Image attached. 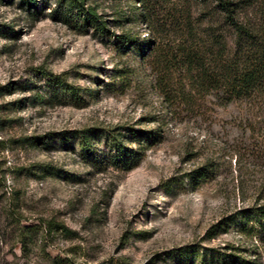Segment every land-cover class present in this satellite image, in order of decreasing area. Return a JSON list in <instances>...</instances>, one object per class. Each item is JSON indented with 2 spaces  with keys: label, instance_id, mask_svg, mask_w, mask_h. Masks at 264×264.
<instances>
[{
  "label": "rangeland",
  "instance_id": "rangeland-1",
  "mask_svg": "<svg viewBox=\"0 0 264 264\" xmlns=\"http://www.w3.org/2000/svg\"><path fill=\"white\" fill-rule=\"evenodd\" d=\"M38 1L30 12L0 0V264H199L195 253H234L228 247L264 264V243L225 225L264 204V107L166 97L155 58L175 32L157 38L156 53H140L151 36L137 0H87L111 38L53 19V0ZM178 7L195 24L210 11L197 0ZM43 69L77 95L48 83ZM133 131L157 136L139 144ZM110 132L143 154L132 170L113 162ZM50 220L70 232L45 230Z\"/></svg>",
  "mask_w": 264,
  "mask_h": 264
},
{
  "label": "trees",
  "instance_id": "trees-1",
  "mask_svg": "<svg viewBox=\"0 0 264 264\" xmlns=\"http://www.w3.org/2000/svg\"><path fill=\"white\" fill-rule=\"evenodd\" d=\"M188 1L137 0L134 4L136 7L139 3L137 16L149 26L151 36L149 42L139 43L140 53H156L157 38L169 36L170 29L175 32V40L169 42L170 48L157 52L155 58L163 94L174 102L211 96L221 107L233 103H256L264 107V0H197L210 6V11L196 24L190 11H180L178 7L180 2ZM38 2L19 0L20 6L30 12L37 9ZM52 4L50 15L53 19L80 32L88 33L93 29L99 36L114 37L98 8L87 0H53ZM118 16L120 20L126 18L122 12ZM182 22H186L185 28L180 26ZM120 37L123 48L134 43L131 35ZM41 74L59 91L77 95L78 89L68 84L62 75L45 69ZM152 135L153 132L133 131L131 138L141 144L143 139L147 141L157 136ZM82 144L88 153L98 157L86 137L82 138ZM106 145L113 162L123 170L130 171L141 161L143 154L128 146L120 133L110 132ZM205 170L200 169L198 176H205ZM232 223L239 226L241 234L257 237L264 243V204L245 209L224 224L230 226ZM44 224L47 231L70 232L64 224L53 220ZM31 231L32 227H19V242L23 247ZM228 249L234 253L210 249L194 255L199 257V264H248L236 248Z\"/></svg>",
  "mask_w": 264,
  "mask_h": 264
}]
</instances>
